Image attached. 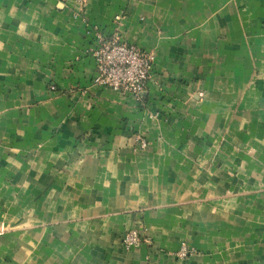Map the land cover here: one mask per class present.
<instances>
[{
	"label": "crops",
	"instance_id": "1",
	"mask_svg": "<svg viewBox=\"0 0 264 264\" xmlns=\"http://www.w3.org/2000/svg\"><path fill=\"white\" fill-rule=\"evenodd\" d=\"M116 27L139 100L92 83ZM1 227L0 264H264V0H0Z\"/></svg>",
	"mask_w": 264,
	"mask_h": 264
},
{
	"label": "built area",
	"instance_id": "2",
	"mask_svg": "<svg viewBox=\"0 0 264 264\" xmlns=\"http://www.w3.org/2000/svg\"><path fill=\"white\" fill-rule=\"evenodd\" d=\"M119 17L115 22L119 21ZM95 45L92 55L96 60V72L92 83L96 86L110 88L119 92L132 94L137 100L141 99L153 69V56L139 46L122 39L116 27L110 36L105 35L101 29H93ZM137 145L144 149L147 140L136 136ZM123 241L131 246L140 243L137 230L126 232ZM186 250L180 255L185 256Z\"/></svg>",
	"mask_w": 264,
	"mask_h": 264
},
{
	"label": "rangeland",
	"instance_id": "3",
	"mask_svg": "<svg viewBox=\"0 0 264 264\" xmlns=\"http://www.w3.org/2000/svg\"><path fill=\"white\" fill-rule=\"evenodd\" d=\"M9 228H6V227H1L0 228V234H2V233H4L5 231H7ZM139 236H140V234H139ZM123 243H124V245L126 246V247H128V248H130V247H133V246H138L140 243H141V241H140V243L138 244V245H136V244H133V245H131V246H129V245H127L124 241H123ZM186 250L185 252V256H189V255H194V254H196L197 253V250L195 249V248H191V247H188L186 244H182V246L180 247V251L181 250Z\"/></svg>",
	"mask_w": 264,
	"mask_h": 264
}]
</instances>
